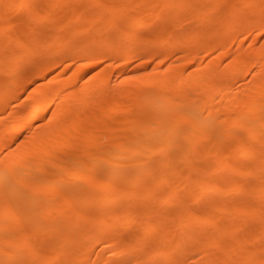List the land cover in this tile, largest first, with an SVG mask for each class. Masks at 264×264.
I'll return each mask as SVG.
<instances>
[{
  "label": "bare ground",
  "instance_id": "6f19581e",
  "mask_svg": "<svg viewBox=\"0 0 264 264\" xmlns=\"http://www.w3.org/2000/svg\"><path fill=\"white\" fill-rule=\"evenodd\" d=\"M69 1L0 0V264H264V0Z\"/></svg>",
  "mask_w": 264,
  "mask_h": 264
},
{
  "label": "rangeland",
  "instance_id": "374dc122",
  "mask_svg": "<svg viewBox=\"0 0 264 264\" xmlns=\"http://www.w3.org/2000/svg\"><path fill=\"white\" fill-rule=\"evenodd\" d=\"M101 1H103V0H101ZM80 3V4H79ZM88 5V1L87 0H85V1H83V2H80V0H70L69 1V6H70V9L71 10H78V7H79V10L81 9H83V11H84V9L86 8V6ZM13 14H15L13 17L15 18V19H18V18H20L19 17V15H22V16H24V14H21V13H17V12H14V13H11V15H13ZM16 14H18V18H16L15 16H16ZM26 31L27 30H24V31H18V29H17V27L15 26L14 27V29L13 30H11V33H14L15 35H16V37H17V40L18 41H21V40H23L24 38H25V36H26ZM158 31H159V26L158 25H155V26H152V28L150 27L149 29H147V30H145L144 32H141V34H140V36H139V40H140V37H141V39H155V37H156V35H157V33H158ZM91 39H94L93 37H91V36H89V35H86L85 37H84V39H83V41H80V42H78L76 45H74V46H72V48H75V49H79V48H81V45L82 44H84V43H86V41H89V40H91ZM95 39H96V37H95ZM138 39V38H137ZM263 40H264V33H263V35H261V38H260V40L256 43V46H260L261 44H262V42H263ZM141 41V40H140ZM153 41V40H152ZM247 44H249V40L246 42V45ZM233 46H234V48H236L237 47V44L236 43H234L233 44ZM55 48H56V46H51L50 47V51H53V50H55ZM31 48H25V47H18L17 49H16V52H18V53H23V52H26L27 50H30ZM0 57H1V54H0ZM230 61V59H227L226 60V62H225V64L226 63H228ZM75 67H76V64H74V65H72V67H71V69L69 70V73L70 72H72L74 69H75ZM58 70H61V69H58ZM83 76H81V73H80V79L78 80V82H79V85L80 84H82L83 83ZM114 79L115 78H113V81H114ZM27 94H29V93H27ZM25 96V95H24ZM23 96V99L25 98V97H27V95L24 97ZM49 118V115H47V116H45L42 120H40L39 122H44V121H46L47 119ZM99 132H97V138H96V141H98V142H100V139H101V137H98L99 135H101L102 134V132L104 131V128L103 127H100L99 128V130H98ZM103 141H105V140H103ZM16 145L14 144L13 146H12V148H14ZM77 153H81V151L80 150H78L77 151ZM247 166L249 165L248 164V162H246L245 163ZM226 176H227V178L229 177V174H226ZM248 180H246L247 182H249L251 185H256L257 183H258V180L257 179H254V178H250V177H248L247 178ZM242 181H243V179H241ZM245 181V180H244ZM245 181V182H246ZM153 182V181H152ZM175 210V207H173V208H171L170 209V211L171 212H173Z\"/></svg>",
  "mask_w": 264,
  "mask_h": 264
}]
</instances>
